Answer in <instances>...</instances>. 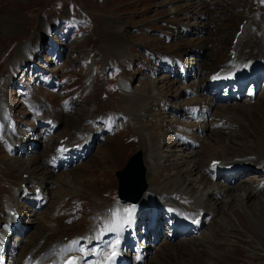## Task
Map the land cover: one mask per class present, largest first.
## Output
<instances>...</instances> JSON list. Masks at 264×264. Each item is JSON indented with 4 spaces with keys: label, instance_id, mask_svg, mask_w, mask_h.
Segmentation results:
<instances>
[{
    "label": "rangeland",
    "instance_id": "obj_1",
    "mask_svg": "<svg viewBox=\"0 0 264 264\" xmlns=\"http://www.w3.org/2000/svg\"><path fill=\"white\" fill-rule=\"evenodd\" d=\"M244 1L210 0L201 3L207 11L206 15H202L198 8H202L200 0H190L188 5L190 9L186 8V0H0V93L7 94L3 99L12 104V109L7 114L9 117L17 119V134H25L28 126H35L36 133L41 132L43 135L41 146L37 148L38 153L46 150L43 152V154L46 153L44 158L52 164L58 162L54 150L56 142L61 137L77 136L74 134L67 135V133L76 131V126H79L80 118L88 111L89 104L92 110L94 109V113L97 112L95 107L99 105L97 101L104 104L101 107L103 110L109 108V110L114 111L115 108H110L111 106L119 109L122 96L118 95L123 91L119 77L127 80V75H132L134 78L131 80V87L138 89L149 81L150 71L154 69H157L158 82L159 80L163 81V83H157L158 89L164 91L166 97L177 104L181 110H186L188 107L186 104L190 97L184 92V89L193 80L187 79L186 85L171 80L170 74L165 72V67L161 68L163 64L158 63V59H161L162 55L174 53L183 57L186 62H190V58L197 57V60H200L203 58L201 56L206 55L208 68L214 62L220 61L225 56V48L231 42L229 39L233 35L235 26L239 23L237 21L238 10ZM237 4L239 5L238 10L235 11L234 8ZM254 4L255 10L264 13V0H255ZM175 8L176 12H180L176 13ZM188 10H191L192 13ZM235 14L236 18L233 16ZM200 16L208 31L203 30L202 32L204 25L200 23ZM115 19L124 25H119ZM241 19L243 20V18ZM172 21H177L183 26L185 22L198 25L200 32L195 33V35H190L192 33L188 35L184 32L182 25L178 26ZM119 30H122L123 34L126 33L130 39L126 38L128 43L132 42L131 51L127 50L120 54L110 51L113 50V47L107 37L110 35L118 39L120 33L117 32ZM116 34L117 36H115ZM107 51H110L109 54ZM126 52H130V55H127ZM28 53L29 58L23 59ZM34 56L36 58L32 61ZM190 63V71H195L194 76L197 74L194 69V62L191 61ZM195 67L199 68L197 61H195ZM91 73L92 80L90 78ZM211 73L212 69H208L206 75L202 76L203 81L209 78ZM89 81H93L99 90H95L93 86H90L91 90H89ZM112 83L113 85H111ZM204 91L206 92L205 89ZM93 92H97L96 105L90 102ZM260 92H264V86L261 87ZM40 94H45L51 99L52 104H55L52 107L57 110L58 117L62 121L59 130L54 131L48 127L43 130L42 126L38 125L36 121L37 111L31 104V100L33 98L37 100ZM149 96L147 94V97ZM243 97L245 98V96ZM161 104L163 108L158 107V104L151 103L149 112L154 125H158V132H161L165 139V143L161 145L162 149L159 148L161 153L158 151L163 156L161 157L163 158V167L159 170V175L156 176L159 181L155 187L164 191L168 186V177L176 172L172 160L179 162L178 164L182 162V160H175L173 157L178 154L184 156L180 148L174 145L176 139L173 135L178 125L177 121L185 120V117L183 118L185 112L174 113L163 102ZM48 110L51 112L50 109ZM118 111L115 110V112ZM3 113L7 115L6 110ZM253 116L256 121L262 119L259 113L254 112ZM37 119L40 120V118ZM95 124L92 135L94 136L97 130L98 138L93 139L95 141L94 145L91 146L93 148L88 152L83 151L74 155L75 163L69 168L58 169V177L55 178V181L57 179L59 183L50 185L47 192L51 193V198L43 209L38 210L46 218L41 216L37 220L40 223L43 222L42 224L37 221L33 225L31 224L33 226L30 228L32 231H37L40 225L43 227L45 224L49 225L50 222L48 221L52 217L55 207L59 205H56V202L69 200H64V197L70 196L72 198L69 201L70 204L68 203L65 207L67 211L71 207L76 210L77 207L79 208L77 212L72 214L75 216L76 213H79L78 216L74 217L75 220H78L74 224L66 226L71 228L75 234L88 229L86 223L90 224L91 214H95L99 210V212L104 211L107 204L122 202L117 195L118 180L115 177V171L122 169L128 159L139 149H142L141 139L143 135L135 133L134 128L126 123L121 113L112 114L108 119L99 116L96 118ZM5 127L6 124L0 118V164L6 163L8 165L13 164L11 160L15 158L7 152V145L2 138ZM196 130L198 131L197 128ZM250 131L253 132L251 129L248 130V132ZM28 134L31 135V133ZM30 139L34 140V137H30ZM204 142L205 140L203 144H205ZM29 150L32 153L35 151L31 149V146ZM206 150L207 148L203 150V157L200 158V164L204 167L207 166L209 160L208 156L206 159ZM243 153L246 152L243 150ZM235 154H238V150H235ZM184 157L183 166L186 167L188 163L190 164L189 169L192 170L194 164L190 163L191 161L186 158L187 156ZM203 158L205 159L202 161ZM42 164H46L45 159H43ZM239 165V167L246 169L248 165H251V162L244 161L240 162ZM71 172L74 174L71 175ZM54 176L55 173L50 178ZM74 178L78 183H73ZM192 178L196 180V188H199L197 185H199L200 177L194 175ZM241 179V184H235L236 186L233 187L236 196L240 186L253 187L264 180H260L258 175L252 174L248 177L242 176ZM105 184L109 188L103 192V185ZM95 185L100 187V193L95 192L97 189ZM203 186L205 187L204 184L200 186L198 194L201 193ZM213 189H217V186H209L206 191ZM22 191L25 194L23 189ZM155 191L157 192V190ZM262 193V200H264V191ZM233 197L234 195L228 196L225 200H230ZM74 200L77 201V207L73 206L74 202L72 203V201ZM81 200L83 201L81 202ZM28 201L25 198H21L19 201L23 211L28 212L32 209L30 207L32 203ZM158 202H162L161 197L159 200L152 201L150 205L147 203L144 207L154 206ZM259 202L261 201L257 200L248 205L245 202L238 203L234 212L228 211L227 205L226 208L224 207L225 212L222 216L215 219V222L210 221L204 226V231L209 236L205 239L201 238L195 244H192L195 235L190 232L181 234L174 240L170 226L164 221L161 225L160 238L150 242L152 247L146 263L264 264V210L259 209ZM92 203H96V205L93 206ZM251 212L260 213L262 221L252 217ZM148 214L143 216L146 224ZM25 217L24 222H29L28 215ZM30 218L32 219V217ZM12 219L17 227V220ZM63 219L68 221L71 218L64 216ZM65 221L61 220L60 222L64 224ZM98 224L102 227L101 219ZM43 227L42 230H38V233L41 234L44 231ZM31 234L36 233L31 232ZM249 236L254 237H252L253 241ZM18 237L22 236L18 235ZM15 240L16 237L14 242L9 245V258L12 253L15 256L18 252V249L15 248L18 246ZM168 242L171 244L167 245ZM259 244L262 247H259ZM191 245H195L193 247L195 250L200 252L203 250V252L200 254L195 252L196 254H194L191 251Z\"/></svg>",
    "mask_w": 264,
    "mask_h": 264
},
{
    "label": "bare ground",
    "instance_id": "obj_2",
    "mask_svg": "<svg viewBox=\"0 0 264 264\" xmlns=\"http://www.w3.org/2000/svg\"><path fill=\"white\" fill-rule=\"evenodd\" d=\"M201 2L205 3V1ZM254 3L255 0H245L244 3L240 5L239 10L238 4L234 8L235 11L238 10V22H242L241 18L247 19V23L244 26L242 36L239 38V41L235 48V50L237 51L235 59H231V55L229 52V50L231 49L232 41L229 42L225 48L226 54L222 58L223 60L221 59L217 63L214 62L210 65L209 68L207 67L208 60L206 55L201 56L203 58H201L200 60H197V57H195V60L199 64L198 76L205 75L206 71L208 72V69H212L213 71L210 77L206 78L204 81L201 79H199L198 81L197 77V81L194 79L191 85H188L187 88L191 89L189 90V94L192 95V97L187 103L188 106H190V109L186 114L191 116V118H188L190 119V121L179 122L178 127L180 131L174 135V139L176 135L178 138L175 146L177 148H180L184 156H187L186 158L189 159V161H191L190 163H193L194 166L192 170L191 168L189 169L190 164L188 163L187 166L184 167L183 164L185 161V157L180 156L179 154L175 155L173 158H175V160H182V162L181 164H178L179 162L177 163L176 161L172 160V165L176 168V172L172 173L168 177V186L164 189V191H162L161 189H156L155 187H157L156 183L159 181V178L156 176L159 175V170L163 167V158H161L163 156H161L159 152L162 149V143H165V139L163 138L161 132H158V125H154L153 120L151 119V113L149 112L151 103L157 102L156 96H159V98L163 97L157 88V83H163V81L159 80V82H157L156 79L154 80L152 77H150L149 81L141 85L140 88L133 89L130 85L132 82L131 80L134 78L132 75L126 74L127 80H125L123 77L120 79L121 86L124 89L122 93L118 95L122 96V101L120 102L121 106L119 109L118 107L113 106H111L110 108H115V110L117 111L119 110L120 112L118 111V113L124 115V117L128 120V125L134 128L135 133H141L143 135L141 139V147L144 152L145 165L148 169L147 181L149 182V189L145 193L143 199L137 205H134L130 202H117L119 204H107L104 211L99 212L100 210L97 209L99 211H96L95 214H91L92 218L89 220L90 224L88 225L86 223L88 229L83 232L81 231L75 234L73 233L71 228L66 227L68 225L74 224V222L78 220H75L74 217L79 215V213H76L75 216L72 215L74 212L78 211V208L76 210L72 209L71 207L69 211H67V209L65 208L68 205L69 201L72 199L70 196L64 197V200L69 199L67 201H60L58 203L56 202V204L60 205L61 210L54 209L52 217L48 221L50 222L48 226L46 224L45 227L40 225V228H38L37 231H32L30 229L31 227H33L32 225L35 223V221L41 218V216H44V219L46 217L39 212L33 213V210H30L31 212L28 211V214H26L25 211L22 212L19 201L24 196L26 197V194H24L22 191V189L24 190L22 185L26 184V186L31 185L32 187L30 188L31 193L27 194L29 195V202L32 203L37 209L38 207H43V203L39 202V197L45 196V198L47 199L51 198V193L47 192V189L50 187V185H57L59 183L57 179L55 181V178L58 177V169H66L70 165H72L73 162L69 157L71 156V153L61 154L55 150L56 156L59 159L63 160V164L57 165V163H53L51 165V163L48 162L46 158H44L46 153L43 154V152H46V150H43L41 153H38L37 151V148L41 146V140L43 138L42 133H35V127L33 126L29 127L27 130V132H31V136L28 135L19 137L18 134H16V129L10 130L8 128V125L11 124V122H7V127L3 130L2 137L5 138L6 142H8L12 146H14L16 142L19 141L22 143V146L18 151L13 150L12 148H9L7 150L8 153L15 154L16 156L14 157L15 159L11 160L13 164L6 165V163H4L3 165H0L1 242H8L15 233L20 231H24V233L26 231L27 234H24V237L19 241V245L20 247H22V250L21 253H18L17 258H15V256H11L9 261H7L9 258L8 253H4L0 255V257H2L0 258V264H20V259L21 263L24 264H49L51 261H54V264H59L60 261L63 260V258L67 257L70 254L75 255V259L77 258L79 260H82L84 264H105L107 255L111 250L114 249L112 248V246L117 238L126 237V242L129 243V245L126 247V250H131L132 246L130 244L132 243V239L127 238L124 230L131 227L133 220L139 219V217L146 210H152V213L156 212L157 210H164L166 212V215L170 213L167 215L168 220L173 224H176V226L174 225L175 231L172 235V238L176 240L177 237L182 234L178 231L191 230L193 233H197V235L193 238L194 241L189 240L192 241V244H195V242L197 243V241L201 238L205 239L207 236H209L206 235L204 231L205 225L202 228L201 226L203 225V223L208 221L215 222V219L222 216V214L225 212L224 207L226 208L227 205V210L230 212H234L236 204L238 203L245 202V204L248 205L255 203L257 200H260V207H258L259 209L264 210V200H262V192L264 191L262 187L264 186V180L260 181L253 187L240 186V189L237 188L239 192H237V196L236 192L233 190L234 186L241 184L240 182L242 179L240 176L244 174H246L247 177L251 176V174L255 176L258 175L260 180L264 179V95H262L264 94V92L258 93L259 96L255 97L256 99L254 102H252L251 100H246L244 102H235L234 105L227 106L229 105L227 104L229 102V99L234 96L237 88L233 87L223 91V89L219 88L215 84L218 79L214 76L215 72L221 66L225 69L223 74H228L233 72V68L237 67L238 62L240 61L243 62V67H245L253 63L257 64L259 61L264 60V13L262 14L255 10ZM205 8L206 7L203 6L204 13L207 14ZM233 16L234 18H236V14ZM115 21H117V19H115ZM172 23L181 26V24H178L179 22L177 21H172ZM118 24L124 25L119 22ZM236 26L234 28L235 30L238 29V27L236 28ZM186 27L187 26H185V31L187 33H190L192 30L189 27ZM196 30L197 31L193 32H199L197 28ZM117 33H120L118 34V39L110 35L107 37L110 45L113 47V50L110 51H115L116 53L120 54L124 53L127 50H131V42L128 43V41L126 40V38H128L126 33L124 32L123 34L122 30H119ZM115 36H117V34ZM110 51H107V54H109ZM28 58L29 53L26 54L23 59ZM35 58L36 56H34V59L31 60L34 61ZM169 59L170 57H167L166 59H159V62L161 63L167 61V64H171V60ZM185 72H188V70ZM153 75H155V71L153 72ZM176 77L177 79L179 78L175 75L174 78L176 79ZM180 78V81H182L184 79V75ZM261 79L264 80V74ZM195 82H197V84H195ZM91 86H93L95 90H99L94 83ZM204 89L206 90V92L204 91ZM147 94L150 96L147 97ZM6 95L7 94L0 93V117L5 122L7 121V115H4L3 113V111L5 110L3 102L6 101V103L8 104V101L3 99V97ZM254 95H257V92H255ZM42 96L43 94H40L39 98L37 99L39 100L38 102L34 98L31 100V104H36L37 108L36 121L44 126L45 121L53 118V123L55 125H60L62 121L58 118L56 109H52L51 106L48 107L44 105L41 102V98H43ZM91 99L92 100L90 102L92 104L96 105L98 103L100 105H98V107H95L97 108V112L94 113V109L92 110V107L89 104V109L86 113L83 114V117L80 118L78 122L79 126H76V131L68 133L66 132L67 135H77H69L67 137L69 145L80 144L79 151L85 150V143H87L89 140L98 138L97 131L94 136L92 135L93 118L99 115L107 118L111 116V114H115V110L111 111L109 110V108H105V110H103V108H101L104 105L103 103H99L98 101L96 103V99H98L97 92H93V94L91 95ZM166 103L171 104L168 101H166ZM195 105H201L204 109H206V113L204 114V116H201L200 113L197 114L195 109L192 108L193 106L195 107ZM48 109H50L51 112ZM170 109L173 111L172 108ZM254 112L261 115L262 119L260 121H256L254 119ZM194 117L196 119V122L191 121V119H194ZM37 118H40V120H38ZM249 118H251V120H249ZM196 128L198 129V131L196 130ZM250 129L253 132H248V130ZM200 133H202V136H199ZM30 137H34V140H30ZM204 140L205 144H203ZM29 145L32 146V149L35 150L33 153L29 151ZM160 147L161 149L159 150ZM44 148L46 149V146ZM201 148L203 150L207 148V150L205 151L207 154L206 159L207 156L209 157L207 166L205 167L200 164V158L203 157V150ZM235 150H238V154H235ZM243 150L246 153H243ZM72 154H77V151L73 152ZM43 159H45L46 164H42ZM204 159L205 158H203L202 161ZM213 160L222 161V165L220 164V166H218L219 169H216L218 168L216 166H211V162ZM244 161L251 162V165H248V168L246 169H243V167H239L240 162ZM224 166L228 167L227 172H224L223 169H221V167ZM20 171H23L22 174L28 173V178H26L27 180L23 178L22 174H19ZM207 172L213 174L214 182L210 177H208ZM54 173L55 176L50 178ZM72 174L74 173L71 172V175ZM194 175L200 177L199 185H197L199 186V188H196V180L192 178ZM231 175L240 176L238 177V179H236L235 177L232 178ZM75 178L73 179V183H78ZM202 184L205 185V187H202V190H204L205 192L209 188V186H217L219 192L216 191L217 189H213L211 191L208 190L206 195L204 194V191H201V193L198 195V191ZM38 187H41L43 190L39 195L35 193V190ZM96 188L97 189L95 190V192L100 193V187L98 188L96 186ZM106 188H109V186H107L106 184L103 185V192L106 190ZM152 188L157 190L158 193ZM232 195H234L232 199H228L227 201L225 200V198ZM159 197L162 198V202H158L154 206L144 207L147 203L150 205L152 201L159 200ZM82 201L83 200H81V202ZM73 202V206L75 207L77 201L74 200L72 201V203ZM92 205L94 206L96 205V203H92ZM16 207H18L20 210V220L11 215V210ZM109 207H111L110 212L108 211ZM55 211L58 213H56ZM258 211L260 212V210ZM80 212L82 213V211ZM202 213L204 214V216L198 225H190L188 220L183 217V215H186L190 219L195 220ZM250 214H252V217H256V219L258 218L262 221V216L260 213L255 214V212H251ZM25 215H28L30 219L28 220L29 222H26V224L30 225H28L27 227L23 226L25 224V222L23 221L25 219ZM63 215L66 218H71L72 223L66 224L65 219H63ZM30 217H32V219ZM12 218L17 220V227V224H15V221ZM100 219L102 221V227L98 224V222H100ZM61 220L65 221L64 224L60 222ZM10 222H14L13 227L9 226ZM37 222L39 224L43 223H40L39 221ZM180 226L183 227L181 230L179 229ZM42 227L44 228V232L40 234V232L38 233V230H42ZM31 232L36 234L32 235ZM200 232L203 234H200ZM111 237L113 238L110 240ZM252 237L249 236L251 240ZM166 244L170 245L171 243L168 242ZM166 244H164L165 247H167ZM164 246L162 247L165 248ZM194 246L195 245H193L191 249L194 254H196L195 252L199 254L203 252V250L201 252L199 250H195L193 248ZM258 246L262 247L261 244H259ZM143 249L145 254V261L143 264H145L147 256L146 254H148L147 251L149 249L148 245L143 246ZM93 253L96 254L94 258H92ZM151 264H154V262H151Z\"/></svg>",
    "mask_w": 264,
    "mask_h": 264
},
{
    "label": "water",
    "instance_id": "obj_3",
    "mask_svg": "<svg viewBox=\"0 0 264 264\" xmlns=\"http://www.w3.org/2000/svg\"><path fill=\"white\" fill-rule=\"evenodd\" d=\"M143 156L139 151L130 157L123 170L116 173L119 179V196L122 200L137 203L147 190V168Z\"/></svg>",
    "mask_w": 264,
    "mask_h": 264
},
{
    "label": "snow or ice",
    "instance_id": "obj_4",
    "mask_svg": "<svg viewBox=\"0 0 264 264\" xmlns=\"http://www.w3.org/2000/svg\"><path fill=\"white\" fill-rule=\"evenodd\" d=\"M114 255H115V253H114Z\"/></svg>",
    "mask_w": 264,
    "mask_h": 264
}]
</instances>
